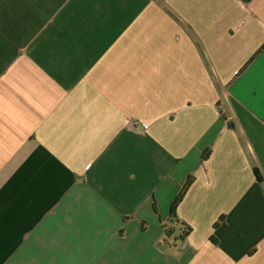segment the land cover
Here are the masks:
<instances>
[{
    "label": "crops",
    "instance_id": "obj_1",
    "mask_svg": "<svg viewBox=\"0 0 264 264\" xmlns=\"http://www.w3.org/2000/svg\"><path fill=\"white\" fill-rule=\"evenodd\" d=\"M0 264H264V0H0Z\"/></svg>",
    "mask_w": 264,
    "mask_h": 264
},
{
    "label": "trees",
    "instance_id": "obj_2",
    "mask_svg": "<svg viewBox=\"0 0 264 264\" xmlns=\"http://www.w3.org/2000/svg\"><path fill=\"white\" fill-rule=\"evenodd\" d=\"M206 156H207V154H206ZM255 174H256L257 178L260 179L259 173L257 170H255ZM192 183H193V177L190 176L188 178L186 184L184 185V187L182 188V190L176 196L174 202L172 203L168 222L163 225V229H164L165 234H166V241L168 238L172 237L176 233V230L178 228H179V233L175 237L174 243L179 242V241H184L186 239V237L191 232V228L189 226H187L184 222L180 221L178 214H177V208H178L179 204L182 202V200L184 199V197L187 194ZM219 223L225 226L223 216L220 217L218 223H216L215 226H217V224H219ZM212 240H214L213 237H212Z\"/></svg>",
    "mask_w": 264,
    "mask_h": 264
}]
</instances>
